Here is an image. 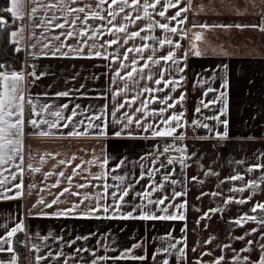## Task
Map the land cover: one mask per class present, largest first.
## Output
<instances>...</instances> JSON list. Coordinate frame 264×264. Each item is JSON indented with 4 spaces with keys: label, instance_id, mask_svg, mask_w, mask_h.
<instances>
[{
    "label": "crops",
    "instance_id": "obj_1",
    "mask_svg": "<svg viewBox=\"0 0 264 264\" xmlns=\"http://www.w3.org/2000/svg\"><path fill=\"white\" fill-rule=\"evenodd\" d=\"M219 1L173 0L176 7L170 8L166 16L171 17L185 9L177 18L184 19L183 24L159 17L157 12L163 10L160 5L157 10L149 8L151 20L145 17L132 23L124 20L121 13L113 23L126 24L127 31L114 34L105 32L95 39L96 48L92 51L87 45L78 43L84 37L65 39L61 36L65 45H70L72 49L83 47L82 53L70 51L67 46L60 47L61 41L54 39L61 32L70 30L67 26L65 29L53 27L56 23H63L66 16L63 9L45 7L57 3V0H22L19 15L7 11L8 25L13 26L9 33L10 40L23 52L22 68L7 74L17 72L24 75L21 88L32 103L28 110L30 117L24 113L25 121L57 122V118L50 114L57 111L63 117L71 116L72 121L59 120L54 129H49L47 124H41L40 129L26 126V133L43 130L50 135H26L21 152L25 157L24 162L14 158L0 165V180H6L5 184L0 185V238L10 241L3 243L0 240V264H13L14 259L16 264V243L25 245L28 264H92L94 259L96 264H162L163 259H167L169 264H197V261L200 264H214L220 257H223L220 264H248L244 256L259 259L262 254L260 245L264 242V225L261 223L264 210L252 212L251 209L264 203V168L255 167L264 165V0H236V4L230 8L229 4L227 8H220ZM95 2L77 0L72 6H91ZM149 2L154 3L155 0ZM11 7L12 0H9L8 9ZM107 10L106 4L100 15H105ZM115 10L118 11V8ZM125 12L133 19L137 15L144 17L142 7H125ZM156 22L176 27L177 33L165 32L156 26ZM150 23L153 24L150 30L141 32L135 39H128L132 31L147 29ZM93 25L101 27L106 25V21H87L89 31ZM76 28L79 31L85 25L78 23ZM197 35L200 36L199 40L195 38ZM143 36L150 38L145 41ZM112 39L118 40V43L111 47H100L102 41ZM163 39H171L173 44L160 46L158 41ZM124 40H128V43L124 44ZM91 43L93 41H89ZM145 43L148 48L137 53L135 49ZM177 43L181 45L179 49L175 47ZM45 44L49 47L45 48ZM57 48L59 51H56ZM128 48L133 51L128 53L125 60L123 54ZM95 51H100L101 56L96 57ZM169 51L176 54L178 64L161 59ZM105 56L110 58L105 59ZM148 57H152V60H148ZM133 60L137 61L135 65ZM156 60L159 63H154ZM121 63L125 67H121ZM145 63L148 67L141 72ZM133 67L137 71L132 78H128L126 74ZM181 67L184 68L183 73L179 71ZM120 76L125 79H120ZM181 76L183 80L175 91L165 86V81L178 80ZM157 79L161 80L160 84L155 83ZM224 84H227L226 88L222 87ZM145 88L152 91L145 92ZM63 92L69 95H57ZM222 92L226 96L220 99ZM181 93L185 99L180 105L159 113L165 107L159 102L160 98H165L166 94L178 98ZM153 97L157 98L155 102ZM201 100L209 106L202 107ZM225 102L227 110L221 115ZM65 104L67 108L63 107ZM120 104H125V107L113 116ZM198 106L201 107L200 112L195 111ZM137 108L142 111L136 112ZM73 111L76 113L74 116ZM177 112H183L184 126L177 128L172 137H154L153 130H164L167 127L163 123L165 117ZM125 113L134 120L139 118L144 127H151L145 131L144 127L133 123L124 128L127 124ZM94 115L102 116V120H93L92 123H103L107 135L100 136L98 129L87 128L89 118ZM217 116L219 120L213 118ZM117 119L120 123H116ZM194 120L209 127L195 126L187 133L186 126L193 125L191 122ZM223 121H227V137L222 135L225 132ZM64 124H69V127H63ZM85 129L86 135H67L72 130ZM121 129L122 135L115 136L114 133ZM176 135L184 138L177 139ZM159 140L166 142L165 147L171 146L169 151L165 152V147L157 145ZM40 157L44 158L43 162ZM105 159L107 164H103ZM169 159L174 162L168 164ZM61 160L66 163L60 164ZM120 161L124 163L112 171ZM29 163L40 171H32L33 178L24 181L16 165H21L25 171L29 169ZM76 165H80L76 168L78 175H73L72 169ZM250 168L253 170L249 171ZM155 169L159 171L149 177L147 172ZM60 172L65 175L59 176ZM13 173L17 174L16 180L11 179ZM168 173L171 175L169 181L165 182L163 177ZM68 176L73 177L71 183L67 180ZM92 176H100L101 179L94 180ZM113 176L124 177L123 184L119 179H112ZM193 176L197 178L195 181L191 179ZM232 176L243 179L232 180ZM172 180L176 183H171ZM57 181L59 185L52 187ZM130 181L134 191L125 198L129 204L120 212L100 211L85 218L83 214L97 204L93 199L81 204L75 213L57 215L71 208L73 203H78L86 193L93 197L101 194L104 184L109 185V192H119L115 186L123 187ZM17 183H22L23 187L17 189ZM153 183L165 184L160 193H153V198L171 196L173 192L182 193L166 203L172 214H183L185 218H118L130 211L132 204H144L145 201L133 197ZM253 183L255 187H252ZM78 184H88L89 187L76 188ZM65 187L81 193V197L68 193L59 196ZM241 188L244 191H239ZM17 192L22 193L18 198L5 199L15 197ZM58 196L60 202L51 207L39 203L43 199L49 204ZM241 200L244 203H240ZM111 202V196L99 200L100 205ZM172 204L177 207L172 208ZM179 204L185 207L180 208ZM154 214L166 213L156 210ZM246 216H255L256 220L242 219ZM237 220H241V223L237 224ZM17 223H22L23 231L8 237V231ZM23 233L27 235L26 243L18 238ZM241 236L243 240L237 239ZM247 240L254 243L247 244ZM172 243L176 247L164 253L162 246L168 247ZM136 244L140 247L133 248ZM9 247L12 251H7ZM244 248L249 251H241ZM129 249V257L143 256L145 259H112L122 256ZM178 249H183V257Z\"/></svg>",
    "mask_w": 264,
    "mask_h": 264
},
{
    "label": "snow or ice",
    "instance_id": "obj_2",
    "mask_svg": "<svg viewBox=\"0 0 264 264\" xmlns=\"http://www.w3.org/2000/svg\"><path fill=\"white\" fill-rule=\"evenodd\" d=\"M77 3V0H57V3L46 5L45 7L49 8H60L63 9L66 12V16L64 18L63 23H56L53 25L54 28L58 29H65L66 26L70 29L66 32H61L59 35H56L54 37L55 40H60V47H69L70 51H75L77 53H82L83 52V47L81 48H76L72 49L70 45H65L64 41L61 40V36H63L65 39L68 38H75V37H84L85 39L82 41H78L81 45H87L89 51H92V49L96 48L95 44V39L100 36L104 35L105 32L108 34H114V33H125L127 31V25L126 24H121V25H116L113 22L116 20V17L123 13V19L126 21H131L132 23H135L138 20H142L145 17H147L149 20H151V15L149 13V8L153 10H157V6L160 5V7L163 10H160L157 12L159 17L164 18L165 20L171 19L172 21H177L180 24L184 23V19L177 20L178 17L181 16V12L185 11V9H181L180 11H177L174 15L171 17L166 16V12L170 8H175L176 3H173V0H155V2H149V0H131V3H129V0H96L95 4L89 6L85 5L82 7H75L72 6ZM107 4L108 10L106 11L105 15L101 16L100 11L103 10V6ZM22 6V0H12V7L7 9V11L12 12L14 15H19V9ZM125 7H142L143 12H144V17H141L139 15L135 16L133 19L127 12H125ZM118 8V11L115 9ZM95 9V10H93ZM33 12H35V9H32ZM77 13L83 14V15H76ZM68 16H73V19H68ZM55 19V17H53ZM99 19L102 21H106V25H102L101 27H97L95 25L92 26L91 31L88 30L87 28V21L89 20H95ZM50 23V21H49ZM83 24L85 25L84 29L77 30L76 25L77 24ZM156 26L159 28L163 29L165 32H171L173 34L177 33V28L176 27H170L168 23H160L156 22ZM153 27V24H148L147 29L145 28H140L139 31H132L128 39H135L136 37H139L141 35V32L150 30ZM202 27H207L206 25H202ZM237 27H241L240 25H237ZM252 27H256V25H252ZM103 28V31L101 30ZM15 35V33L13 34ZM150 37L148 36H143L142 39L147 41ZM197 40L200 39V36L197 35L195 37ZM152 39H155L154 37ZM89 41H93V43L89 44ZM160 46H163L165 43L171 45L173 44V41L171 39H163L158 41ZM118 40L112 39V40H106L102 41L100 43V47H111V45L117 44ZM124 44L128 43V40L123 41ZM45 48L49 47L48 44L44 45ZM177 49L181 47L179 43L175 45ZM195 46L193 45V48ZM148 48V44H144L142 47H138L135 49L137 53L143 52L144 49ZM56 51H59V48L56 49ZM133 49L128 48L127 51L123 54L124 59H128V53L132 52ZM196 55H199V52L195 53ZM67 55V53H65ZM94 55L96 57L101 56L100 51H95ZM175 53L169 51L167 55H163L161 59L165 62L172 61L173 63L178 64L179 61L175 59ZM105 59H109L110 57L105 56ZM113 59H115L113 57ZM148 60H152V57H148ZM133 65L137 63V61L133 60L132 61ZM154 63H159V60L154 61ZM4 67V65H0V68ZM121 67H125L123 63H121ZM148 64L145 63L143 68L140 69L141 72H143L144 68H147ZM137 69L135 67L132 68L131 71L127 72V77L132 78L133 73H135ZM179 71L181 73L184 72V68H179ZM119 75V73H117ZM120 79H125L124 76H120ZM151 79V77H149ZM24 80V75L22 73H17L13 72L10 75L7 73H2L0 72V165L7 164L8 162L12 161L14 158L19 159L22 163L25 160V157L21 155L22 148H23V138L26 135H40V136H47L50 135L49 132L40 130L38 132H32V133H26V126H29L33 129H40L41 124H47L49 129H54L58 126V121L62 119H67L69 123L72 121V117H63L60 112H51L50 114L54 117L57 118V122H50L47 120H37V119H29L28 121H25L24 119V102L27 100L29 104H31V100H29L25 95L23 94V90L21 88V82ZM183 80V76L180 77L178 80H172V81H165V86L169 87L171 91L176 90V86H179ZM156 84H160L161 80L157 79L155 81ZM222 87H227V84H224ZM143 91H152L151 89L145 88ZM211 91V89H210ZM119 93H117L118 95ZM57 95H63V96H68V92H63V93H58ZM206 95V93H205ZM226 96V93L222 92L220 93V99H223ZM157 98L153 97V102L156 101ZM185 96L183 93L180 94L178 98L170 97V96H165V98H160L159 102L162 104H165V107L159 110L160 114H163V112L167 111L168 109H174L178 105L181 104L182 101H184ZM171 100L173 101L172 103H168L167 101ZM134 102V99L133 101ZM214 102V101H213ZM200 105L204 108H207L209 105L205 103L203 100L200 101ZM64 108H67L68 105H63ZM125 104H120L118 108H116L115 112L112 113L113 116H115L116 112H119L121 108H124ZM144 107H147V103L145 102ZM227 110V104L225 102V110L224 112H221V115H224ZM136 112H141V108L135 109ZM196 112L201 111V107H197L195 109ZM155 114V113H154ZM37 116H39V113H36ZM76 115L75 111H73V116ZM183 112H177L173 113L167 117H165L163 123L167 125V127L164 128V130H159L155 129L152 132V135L154 137H172L174 134H176V129L181 128L184 126L182 123L183 121ZM214 119L219 120V117H213ZM124 119H126L127 124L124 125V128H127L128 125H132L135 123L137 126L144 127L141 125V122L139 118L133 119V117L127 113L124 114ZM100 121L102 120V116H92L89 118V123L87 125L88 129L91 128H96L98 129V134L100 136L107 135L105 125L99 124H93L92 121ZM81 123H83L81 121ZM116 123H120V120L117 119ZM193 125L197 127H204L208 128L209 126L207 124H202L198 120H194L191 122ZM224 127H225V132L222 134L223 137H227V121L222 122ZM63 127L67 128L69 127V124H64ZM148 127H151L149 125ZM148 127H144V130L147 131ZM211 130V129H210ZM123 129L121 131H117L114 133L115 136L119 137L122 135ZM87 134V129L84 131H76L72 130L67 133L68 136H81V135H86ZM219 135V134H218ZM177 139H183L184 137L182 135H176ZM169 147H165L164 151L167 152L169 151ZM181 152L184 151V149H179ZM72 159H75V157H72ZM41 162H43L44 158L40 157ZM107 159L103 161V164H107ZM174 161L172 159L168 160V164H172ZM60 164H65L66 162L64 160L59 161ZM88 163H92V161H88ZM124 161H120L115 168L112 169V171H115L116 168H119L121 164H123ZM181 163L183 164V158H181ZM16 167L19 170V174L22 176L24 168L21 165H16ZM27 167L31 169L34 172H39V168H33L32 165L29 163L27 164ZM80 165H76L75 168L72 169L73 175H78L76 172V168H79ZM255 167L257 168H264V165H256ZM253 169H249V171H252ZM159 169L155 170H150L147 172V175L149 177L153 176L154 172H158ZM46 175H51V173H46ZM64 172H60L59 176H64ZM171 173L166 174L163 177V180L165 182L169 181ZM94 180H99L101 179L100 176H92L91 177ZM12 180L17 179V174L13 173L11 176ZM73 177L68 176L67 180L69 183L72 182ZM112 179H119L121 183L123 184L124 182V177H116L113 176ZM193 181H195L197 178L195 176L191 177ZM232 180H240L243 179L241 176H232L230 177ZM6 183V180H0V185H3ZM171 183L175 184L176 181L172 180ZM59 185V181H57L55 184L52 185V187H57ZM255 183H253L252 187H255ZM15 187L17 189H21L23 187L22 183H17L15 184ZM34 187V186H33ZM76 188H86L89 187L88 184H78L75 186ZM119 189V192L117 191H112L109 192V185L104 184L102 185L103 192L101 194H98L97 196L93 197L91 194H84L81 197V193L71 190L68 187L63 188V190L59 193V196H63L65 193H68L72 196H77L81 197L78 203H73L71 208L65 209L61 213H57V215H67L69 213H75L76 209L80 207L81 204H84L85 201H91L95 199L97 201V204L93 208H89L88 213L83 214L85 218H87L91 213L95 212H104V213H109L110 211L113 212H120L121 209L125 207V205L129 204V201L126 200V197H129L132 194V191H134V186L132 182L130 181L127 185H124L121 187L120 185H116ZM165 188L164 183H153L152 185L148 186L145 190L136 192L134 199H139L145 201L144 204H132L131 210L127 211L126 214H121L118 218L120 219H141V220H176L180 219L183 220L185 217L183 214L179 215H174L169 211V204L166 203V201H171L175 197H178L182 195L180 192H173L171 196L167 195H159L156 198H153V193H160L162 189ZM43 191V190H42ZM239 191H244L243 188L239 189ZM22 193L17 192L15 197H5V199H15L18 198ZM215 195V193H214ZM59 196L56 199H53L51 203L46 204L43 199L39 201L40 204H43L45 207H51L54 204L59 203ZM109 196L112 197L113 202L105 204V205H100L99 200L100 199H107ZM199 198V197H198ZM240 203H244L243 200L240 201ZM151 206V207H149ZM172 208L177 207V205L172 204L170 205ZM180 208H184V204H179ZM257 209L264 210V203H260L255 205L251 211L256 212ZM158 210L159 212L166 213L165 215H156L154 214V211ZM135 214V215H134ZM207 216V213L204 214ZM115 218V217H112ZM242 219L245 220H256L255 216H246L242 217ZM237 224L241 223V220L236 221ZM262 225H264V220L261 221ZM23 231V225L22 223H17L14 228H12L10 231H8L7 236L12 237L16 233ZM253 232H255V229H252ZM84 239H87L85 237ZM237 239L243 240L244 237H237ZM0 240H3V238H0ZM3 243H10L8 240H3ZM247 244H253V240H247ZM140 247V245L136 244L133 245V248ZM176 244L172 243L168 247H163L162 246V251L164 253H169V250L171 248H175ZM262 249V254L259 256L258 260L250 259L248 256H244L243 259L248 262V264H264V242L261 243L260 245ZM77 250V251H81ZM195 251V249H192ZM7 251H12V248L9 247ZM131 251V249L127 250L124 252L122 256L119 257H112V259H123V258H131V259H139V260H144L145 257L139 256V257H129L128 253ZM180 252L181 257L184 255L183 249H178ZM243 252L249 251L247 248L241 249ZM159 253H157L158 255ZM41 259V258H38ZM99 259H108V257H99ZM153 259H155V256H153ZM223 257H220L219 259L214 261V264H220V260H222ZM13 264H15V259L13 260ZM92 264H96V260L94 259L92 261ZM162 264H169V261L167 259L162 260ZM197 264H200V261H197Z\"/></svg>",
    "mask_w": 264,
    "mask_h": 264
},
{
    "label": "trees",
    "instance_id": "obj_3",
    "mask_svg": "<svg viewBox=\"0 0 264 264\" xmlns=\"http://www.w3.org/2000/svg\"><path fill=\"white\" fill-rule=\"evenodd\" d=\"M8 6L9 0H0V11L3 10L7 14ZM12 27V25L3 24L0 16V65H4L0 68V71L5 69L18 71L23 66V52L15 46L9 37ZM14 248L16 251V264H28L25 245L16 243Z\"/></svg>",
    "mask_w": 264,
    "mask_h": 264
},
{
    "label": "built area",
    "instance_id": "obj_4",
    "mask_svg": "<svg viewBox=\"0 0 264 264\" xmlns=\"http://www.w3.org/2000/svg\"><path fill=\"white\" fill-rule=\"evenodd\" d=\"M0 16L2 18V23L7 25L8 24V18H7V14L2 10L0 11ZM0 72L2 73H7L9 72L7 69L5 70H1ZM26 70L23 69V73H25ZM32 106V103L29 104L27 102V100L25 101L24 103V110H25V114H26V117H30V113H28V110L31 108ZM195 125H188L186 126V132L187 133H190L193 129H194ZM157 145L159 147H165L166 146V142L164 140H159L157 142ZM33 178V172L32 170L30 169H26L24 172H23V180H31ZM20 240H23L25 243L27 242V235L25 233H23L21 236L18 237Z\"/></svg>",
    "mask_w": 264,
    "mask_h": 264
},
{
    "label": "rangeland",
    "instance_id": "obj_5",
    "mask_svg": "<svg viewBox=\"0 0 264 264\" xmlns=\"http://www.w3.org/2000/svg\"><path fill=\"white\" fill-rule=\"evenodd\" d=\"M215 2H218V1H215ZM236 2H237L236 0H220L219 3H218V6L221 5L222 7L219 6L220 8H223L224 6H225V8H227V4H229L228 5L229 6L228 8H230V6H234L236 4Z\"/></svg>",
    "mask_w": 264,
    "mask_h": 264
}]
</instances>
